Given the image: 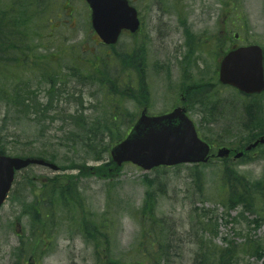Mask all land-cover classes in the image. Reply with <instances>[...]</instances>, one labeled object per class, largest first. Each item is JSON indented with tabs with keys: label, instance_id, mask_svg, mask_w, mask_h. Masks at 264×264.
I'll return each instance as SVG.
<instances>
[{
	"label": "rangeland",
	"instance_id": "1",
	"mask_svg": "<svg viewBox=\"0 0 264 264\" xmlns=\"http://www.w3.org/2000/svg\"><path fill=\"white\" fill-rule=\"evenodd\" d=\"M31 1L39 4L45 2ZM131 1L142 14L146 27L143 32L148 35L150 42L139 41L143 44L141 47L145 48L144 54L139 55L136 53V47L140 46L137 41L143 40V34H137L136 37L127 33L122 35L116 45L118 53H128L135 48L133 57L126 58L127 67H124L117 60L115 51L106 48L90 26L91 11L86 2H70L73 10V21L70 22L67 14L71 9L65 11L62 0H47L48 7L40 6L33 12L54 18L47 21L45 17L43 22L37 23L40 21L37 14L28 28H25L22 22L18 26L12 25V20L13 16L28 17V14L11 15L7 11L11 0H0V12H4L2 15L5 24L9 22L10 31L20 34L18 37L21 39H12L16 47L13 50L7 48L3 53L5 57L0 59V88L13 94L17 91L15 84L28 83L30 88L43 98L48 87L43 73L61 74L64 83L62 95L56 96L64 111V117L58 116L54 121H50L48 116L38 118L36 115L24 114L11 100L0 95V138L10 148L7 151L9 155H18V152L27 154L36 147L49 154L56 153L58 164H64L71 159L82 160L84 157L89 158V155L81 141L73 142L68 138L66 130L75 128L74 122L68 117L69 114L84 113L93 121L111 115V108L119 105L134 114L136 119L142 107L133 99L122 101L106 94V88L99 81L102 76L99 68L105 70L111 80H134L137 76H143L151 87L153 107L149 111L152 113L170 108L173 103L170 96L181 88V81L186 75L196 80H203L212 75L218 57L213 48L217 47L216 43H200V50L189 51L186 38L183 39L178 27L180 15L194 34L202 37L219 33V28L224 27V20L228 16L232 20L227 23L230 33L227 39L220 43L221 50L228 48L232 42L238 43L234 33L243 38L242 43H258L264 47V0H200L196 4L188 3L187 10L185 0H174L172 4L169 0ZM157 2H161L167 12H160L158 8L161 5H157ZM20 8L27 10L31 7ZM59 14L63 16L62 19L58 17ZM54 21L57 23L50 28L47 23L52 24ZM165 21L169 24L170 34L165 38V43H162L159 37L161 32H165ZM150 28L156 30L152 32ZM202 29H205L204 34L201 33ZM96 56L108 57L106 65L100 61L96 66ZM175 61L178 64H173ZM218 93L221 94L222 102L211 104L214 109L208 105L197 106L194 107L192 115L199 123L203 136L208 137L212 143L238 147L240 141L248 136L244 126L247 121V102L257 101L264 104V95L247 99L234 89L222 85ZM259 111L257 123L253 126L257 131L264 130V108H259ZM45 117L47 118L44 119ZM129 123L126 118L122 124L123 128L131 124ZM258 153L259 150L253 151L250 154L252 157L247 160L234 161L230 158L228 163L233 164L239 174L248 179L259 180L264 175V161H259ZM88 161L91 165L94 163L90 159ZM204 166L206 165L197 167L182 164L145 171L139 166L124 164L120 173L110 179L106 176L80 175L79 187L92 217H98L104 211L111 214L105 230L110 234L112 255L124 264H135L138 259V254L135 255L134 252V245L141 231L137 211L145 199L147 186L143 176L146 174L154 180L157 191L155 213L161 221L160 225L169 233L168 254L161 264H195L202 237L212 238L220 245L225 241H233L240 249L244 248L243 243L247 237L264 243V203L259 204L262 218L257 227L252 224L256 214L244 212L242 207L227 211L223 206L226 192L221 184L223 162L213 159L209 166ZM198 171L201 172L204 183L200 189L196 183L195 173ZM78 172L77 169L53 171L42 166L29 168L18 178L22 186L19 191L24 192L23 196L18 197L22 201H34L35 196L27 183L29 177H32L30 182L33 187L41 179L61 173ZM20 209V203L14 200L12 193L0 211V264H24L23 255L26 258L29 256L30 245L27 243L22 247L25 250H20L21 240L16 236V232L23 230L24 237L29 235L31 239L30 232H33L29 230V217L25 212L20 213ZM58 211L53 219L49 218L47 221L48 229L54 227L52 224L58 227L54 234L47 233V237H44L46 243L43 246L42 243L39 244L40 247L32 260L35 263L37 261V264H96V249L93 243L89 244L83 239L77 218L72 217L70 228V223L66 220L68 213L60 207ZM202 221L209 222L210 225L200 223ZM212 224L217 232L215 236H212L210 230ZM23 240L27 241L26 238ZM150 253L151 251L147 252L148 255ZM263 260L242 253L236 264H263Z\"/></svg>",
	"mask_w": 264,
	"mask_h": 264
},
{
	"label": "trees",
	"instance_id": "2",
	"mask_svg": "<svg viewBox=\"0 0 264 264\" xmlns=\"http://www.w3.org/2000/svg\"><path fill=\"white\" fill-rule=\"evenodd\" d=\"M2 14L4 15V12H0V20L3 21ZM8 26H10L9 22L3 25L4 28ZM8 33L3 28H0V52H5L7 48L12 49L16 47L12 42L15 34ZM136 53L139 54V51ZM117 57L123 62L124 67H127L126 58H132L133 55L126 53L120 56V54H117ZM103 64L106 65V62H103ZM99 73L102 75L99 81L106 88V94H113L120 98L130 97L141 105H149V85H144L143 76L139 77V82L136 81V78L134 80L128 78L125 80V83H121L116 78L109 79L105 70L99 68ZM43 77L48 83V87L45 90L44 102L30 88L28 83L15 84L14 87L17 91L13 94L0 88V95L7 98V100H11L13 105L24 114L36 115L38 118L40 116H48L50 121H54L58 116L63 118L64 111L59 106L58 99H56V96L59 97L63 93L64 83L62 81V75L46 72L43 73ZM124 109L122 108L120 110V108L118 109L117 106H114L111 115L93 121H90L84 113L69 114L68 117L74 122L75 128L71 131L66 130L68 138L73 142H77V140L81 141L84 144L89 158L84 157L82 160L71 159L62 164V169H77L79 171L78 174L58 175L42 181V193L48 199V202L43 205L37 201L27 203L25 200L22 201L21 198L19 199L18 196L21 197V193H18L21 188L20 180L16 181L17 186L13 193L14 200L20 203L23 212L32 214V227L35 229H38L39 223H41V215L44 219L45 228L46 220L48 218L53 219L59 212V207L68 213L69 217L66 220L70 223V228H72V217L74 218L75 216L83 239L89 244L93 243L96 249V264L124 263H121L120 259L114 257L110 249V234L105 230L106 224L110 220V212L104 211L98 217H92V214L86 208L78 180L80 175L106 176L110 179L120 173L122 167L117 166L111 159L109 151L111 146L123 139L129 128H131L129 125L123 128L122 122L124 119L133 115L127 109ZM6 150H10V148L0 138V153ZM20 154L24 155L25 153L18 152V155ZM27 154H34L45 159L50 158L53 161L58 158L56 153L49 154L41 150V148L37 149L36 147L29 150ZM89 159L94 162L92 165L89 164ZM195 174L197 176V186L199 189L203 188L204 183L201 172L198 171ZM143 181L147 189L141 208L137 211L139 223L141 222V231L137 237V243L134 245L135 255L136 253L138 254V259L135 260V264L136 262L139 264H161L168 254L169 233L165 232L164 226L160 225L161 221L155 213L157 191L153 184L154 180L146 174L143 176ZM221 184L226 192L223 205L228 209L241 206L244 212L256 214L257 217L253 219V222L256 223L257 227L262 218V215L259 213L261 207L259 204L264 203V175L262 179L250 180L246 176L239 174V171L234 167L225 164L221 170ZM256 201L259 202L257 203ZM200 223L210 225L209 222L205 221ZM210 230L213 236L217 235L213 224ZM200 241L201 243L194 260L195 264H236L238 257L242 253L256 256L259 259L264 257V243L254 241L249 237L245 239L243 243L244 248L242 249L233 241H226V245H218L212 238L204 239L202 237ZM252 241L253 243H251ZM33 247L37 249L38 243L34 244ZM148 251H151L150 255L147 254Z\"/></svg>",
	"mask_w": 264,
	"mask_h": 264
},
{
	"label": "water",
	"instance_id": "3",
	"mask_svg": "<svg viewBox=\"0 0 264 264\" xmlns=\"http://www.w3.org/2000/svg\"><path fill=\"white\" fill-rule=\"evenodd\" d=\"M87 2L92 9L93 27L107 44L115 43L123 29L134 32L139 26L136 9L128 0ZM263 59L259 45L239 47L222 60L220 79L245 93H259L264 90ZM260 141L264 143V137ZM209 152L210 145L199 137L194 123L182 108H176L160 116H148L144 111L131 133L111 150V155L118 165L131 161L150 170L161 165L206 162ZM229 153L230 149L223 147L217 155L226 157ZM32 163L58 169L56 164L43 159L0 154V207L11 188L15 171Z\"/></svg>",
	"mask_w": 264,
	"mask_h": 264
},
{
	"label": "flooded vegetation",
	"instance_id": "4",
	"mask_svg": "<svg viewBox=\"0 0 264 264\" xmlns=\"http://www.w3.org/2000/svg\"><path fill=\"white\" fill-rule=\"evenodd\" d=\"M72 0H62V7L65 8V11H67L68 9H71L70 13L67 14V16L69 17L70 22L73 21V17H72V8L70 5V2ZM174 0H169V3L172 4ZM198 1L200 0H185L184 1V5H185V10H187L188 8V3H198ZM31 5L33 6V3H31ZM157 5H161V2H157ZM136 9L138 11V16L140 18L141 21V25H140V29L138 30L137 34H143V40L142 39H138V41H141V43H144L142 41H148L149 37L148 35L143 32L145 30V22H143L142 20V14L140 12V10L137 8ZM158 10L160 12H167L163 9L162 5L159 6ZM62 16V15H61ZM180 19H183L182 15H180L179 17ZM184 20V19H183ZM232 22V20L226 16V20H224V27L223 28H219V33H214L212 34L211 37H202V36H196L194 33V31L187 25L186 21L185 23H182L181 21H179L178 27L180 28L182 35H183V39L186 38V46L188 47V50L190 51H198L200 50V47L198 45H200V43L203 44H214L216 43L217 47H213L214 51L216 54H218V57L216 59V63H215V69L213 70V74L210 76H207L206 78H203V80H196L193 79L192 77L189 78H185L181 81V88L177 91H175L171 96H170V100H172V105L171 108L163 113H167L169 111H171L172 109H174L177 106L183 107L185 109V111L192 117V113L194 112V107L197 106H202L205 102L206 99L211 96L216 94L219 90H220V84L216 79V74L217 77L219 79V71H220V65H221V61L224 58V56L231 50L239 47L238 43L232 42L231 45L228 48L222 49L219 46L220 43L222 42V40H226L227 39V35L230 33V30L227 29V23ZM168 26L169 24H167V21L164 22V29L165 32H161L160 34V41L162 43H165V38L169 36L170 32L168 30ZM152 30V32L154 30H156L155 28H150ZM205 29L201 30V33L204 34ZM193 33V35H192ZM234 37L237 38V40L239 41H243V38L238 36V34L234 33L233 35ZM215 46V45H214ZM221 52V53H220ZM190 54L187 53V56H189ZM182 60H184L182 58ZM173 64H178L177 61H175V63ZM172 64V65H173ZM172 67V66H171ZM184 77V76H182ZM260 105V109L264 108V104L263 103H258V102H254V101H248L247 102V109L251 112H253L252 117H249L247 120V131H248V135L250 137L249 142H256L258 141V145L255 147L257 148H261L262 150H264V143L260 142V139L262 136H264V134H258L256 135V133H260V131H257L256 129H253V126L255 125L256 119H258V117H255V114L257 115L260 111L258 109V106ZM158 114H162V113H158ZM199 124V123H198ZM248 141H245V145L243 146V142L240 141V145L238 147L233 146L231 147V154L230 156L235 157L237 153L241 152L242 156L240 157V159H245V154L246 153V149L248 147L247 144ZM211 146L213 147V145L211 144ZM218 148V147H217ZM254 149H250V150H255ZM248 150V151H250ZM251 156V155H250ZM16 236L19 238L20 234H16ZM17 264V263H16ZM24 264H26V261H24Z\"/></svg>",
	"mask_w": 264,
	"mask_h": 264
},
{
	"label": "bare ground",
	"instance_id": "5",
	"mask_svg": "<svg viewBox=\"0 0 264 264\" xmlns=\"http://www.w3.org/2000/svg\"><path fill=\"white\" fill-rule=\"evenodd\" d=\"M21 188H22V186H21Z\"/></svg>",
	"mask_w": 264,
	"mask_h": 264
}]
</instances>
